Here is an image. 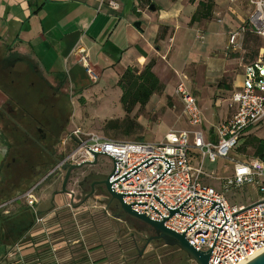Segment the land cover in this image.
Returning a JSON list of instances; mask_svg holds the SVG:
<instances>
[{
  "label": "crops",
  "instance_id": "0c3cea01",
  "mask_svg": "<svg viewBox=\"0 0 264 264\" xmlns=\"http://www.w3.org/2000/svg\"><path fill=\"white\" fill-rule=\"evenodd\" d=\"M201 1L0 0V76L11 85L16 84L12 76L17 70L26 71L24 74H43L47 80L53 79V83L55 79L63 78L70 97L87 101L111 88H118L120 78L128 68L143 71L153 63V71L165 87L167 100L182 108L176 88L185 82L203 113L204 122L198 130L207 141L216 142V128L236 113L233 96L242 89L245 69L251 65L246 62L249 46L244 47L245 39L242 50L226 52L229 36L245 27L255 8L251 0L234 3L215 0L212 19L191 24ZM112 2L117 3L119 9H113L110 6ZM137 23H141V29L135 28ZM200 32L205 35L204 41L198 39ZM79 48L87 50L90 66L98 76L97 83H93L84 70L77 54ZM35 85L29 84L31 87ZM118 90L122 98L123 93ZM36 92L38 99L50 94H44L40 83ZM70 97L69 101L72 100ZM7 102L10 103L9 95L0 82V107ZM162 102V98L155 95L145 108L163 106L165 103ZM172 108H167L162 118L171 126L170 131L177 128L176 131H182V122L188 123L184 108L181 116L175 112V107ZM263 123L248 131L243 138L264 140V137L260 138ZM13 132L17 134L6 132V125L0 120V155L5 152L0 169V205L3 200L15 199L23 192L19 188L21 179L17 178L10 184L7 178L10 168L5 166L11 161L16 164L22 161V154L30 155V178L33 179L30 187L34 179L40 180L55 165L54 159L40 147L26 145L21 132ZM44 147L50 149L49 145ZM255 159L259 158L237 160ZM194 161H198L196 156ZM230 172L232 177L234 165ZM59 182L60 179L56 178L52 186L46 183L36 191V211L22 204L11 207L8 215L0 214V245L9 244L7 251L16 243L14 240L19 239L23 245L17 251L27 261L57 264L56 260H60V264H90L86 244L73 248L67 244L80 223L65 221V204L60 203L67 200L60 194ZM74 201L75 197H72V206ZM111 206V213L121 215L118 219L121 228H127L122 219L123 212L119 211L116 202ZM73 209L76 210L75 207ZM37 218L44 219L47 224L37 223ZM98 250L106 252L103 247Z\"/></svg>",
  "mask_w": 264,
  "mask_h": 264
},
{
  "label": "built area",
  "instance_id": "2783aa9c",
  "mask_svg": "<svg viewBox=\"0 0 264 264\" xmlns=\"http://www.w3.org/2000/svg\"><path fill=\"white\" fill-rule=\"evenodd\" d=\"M237 0H231L232 3ZM255 10L245 27L229 36L227 53L242 50L248 28L264 39V0H251ZM113 9H119L112 2ZM205 40L204 33L198 35ZM81 64L93 83L98 82L89 55L79 48ZM264 63L246 67L244 84L233 96L236 113L216 128V142L207 141L198 130L203 113L185 82L178 84L191 130L171 131L160 144L111 140L75 127L61 141L62 158L48 175L21 196L0 205V214L25 204L36 211V191L50 178L63 172L64 165L94 162V154L113 164L112 190L124 196L133 211L154 222L166 221L165 227L185 235L198 252H211L210 264H249L264 253V160L239 161L232 153L243 136L264 122ZM198 161H194V158ZM220 160L234 165V175L224 182V191L252 187L260 199L250 206H232L224 193L203 183L212 178L205 162ZM172 212L175 213L171 217ZM37 223L44 219L37 218Z\"/></svg>",
  "mask_w": 264,
  "mask_h": 264
},
{
  "label": "rangeland",
  "instance_id": "374dc122",
  "mask_svg": "<svg viewBox=\"0 0 264 264\" xmlns=\"http://www.w3.org/2000/svg\"><path fill=\"white\" fill-rule=\"evenodd\" d=\"M247 44L249 48L247 50L246 62L249 65L259 61L264 63V40L259 36L253 35L249 38L245 36L244 47H247ZM24 72L26 71L17 70V72L14 73L12 77L16 82L15 85L9 84L5 78L0 76L2 87H4L8 93L9 102L11 103L7 102L5 106H3L4 108L6 105L11 107L21 106L35 113L39 110L36 92L38 84L40 83L42 85L44 83L42 79L46 78L43 74H35V76L30 73L24 74ZM22 77H24L23 80ZM47 81L53 85L56 90L59 85L62 86L59 92L65 96V104L62 102L61 107L64 106L62 107L64 109V114L67 113L68 117H70L66 131L62 135L59 144L54 149V152H57V157L60 160L62 158L61 155H63L60 143L66 134L75 127H81L85 131L99 134L111 140L160 144L165 141L167 134L171 132V126L162 118L165 110L175 107V112L179 114V116L182 114V106H178L174 101H168L165 93L158 95L165 103L163 106L159 105L155 108L152 106L148 108V110L146 108L140 110L136 109L127 117L121 102V93L118 88H111L107 93L103 92L97 96H92L87 101H79L75 96L74 98L70 97L69 89L63 78L55 79V83H53V79H48ZM30 83H35L36 87L29 86ZM68 97L72 100L69 101ZM52 102L51 104L54 103ZM180 128V130H191L188 123L186 124V121L182 122ZM176 130H178V128ZM263 137L264 123L262 125L260 138ZM241 141L239 143L240 147L232 157L234 159H244L245 157L253 158L254 148L247 145L250 138H243ZM56 166L57 163L49 169L48 173ZM232 168L233 164L228 161H218L215 164L206 161L204 170L207 175L212 178H205L203 183L206 186L212 187L217 192L224 193L232 206H250L256 203L260 199V196L258 191L252 187L248 186L239 190L224 191V182L231 177L230 170ZM91 171L100 176L108 177L113 172V164L100 157L95 167H85L83 170L73 173L68 190L73 193V197H76L73 205L76 210L73 209L74 207L71 204V195L65 194L67 201L65 202L63 199L60 203L62 205L65 204V221L68 223L74 220V222L80 223V226L78 228L76 227L71 238H69V242L67 243L69 247L73 248L81 245L84 247L86 244V250L90 252L88 257L90 259V264H131L135 261H138L137 264H194L182 261L183 256L176 248L162 246V243H153L148 247L144 256L140 257L136 249L138 246L137 244L141 247L143 246L142 236L145 234L151 235L150 228L141 221L124 213L122 214V219L127 225V228H125V226L121 228V224L118 222V219L115 218V216L120 217L121 215H117L114 212L111 213V211H113V207L111 206L112 201H106L107 203L103 201V203L101 196H96L84 203L85 193L79 189V183ZM7 173V178L9 182H11L10 184H13L17 178L22 180V182L19 183V188L26 189L24 194L48 175L47 173L42 178L40 177V180L38 178L34 179V184L30 187L29 183H32L33 179L30 178L29 180L31 181H29L28 178L32 173L24 169V164L22 162L17 161L16 164L13 163L10 169L7 170ZM65 176V172H59L57 176L50 178L46 183L52 186L56 178H59L60 182L58 189L62 191ZM9 201L10 200L7 202L5 201V203ZM44 224H47V222L44 221ZM100 237H103L104 242L103 239H99ZM14 242L16 243L7 251L6 246L9 244L4 246L0 245V255H2L0 264H42L41 262L27 261L26 258H22L17 250L22 247L23 243L21 241L19 242V239H17V241L14 240ZM103 244H105V246H103ZM102 247L106 249L105 253L98 250ZM67 255L65 257L66 259H68ZM56 261L58 262H56L57 264H60V260Z\"/></svg>",
  "mask_w": 264,
  "mask_h": 264
},
{
  "label": "flooded vegetation",
  "instance_id": "af4514ba",
  "mask_svg": "<svg viewBox=\"0 0 264 264\" xmlns=\"http://www.w3.org/2000/svg\"><path fill=\"white\" fill-rule=\"evenodd\" d=\"M42 80L44 82L42 84L44 94H51L46 96L44 95L42 97L39 96L38 112H30L21 106L11 107L6 105V107L4 108L5 104H3L4 106L0 107V120L6 125V132L10 134H15L16 132H13L14 130L21 132L24 138L23 142L26 145H35L37 147L49 145L50 147H56L59 144L62 135L66 131V127L68 126L70 117H68L67 113L64 114V109L62 108L64 106L61 107L62 102L65 104V96L63 94H60L59 92V90L62 89V86L59 85L57 87L58 89L56 90L55 87L51 85L47 80ZM51 102L53 104H51ZM26 154H22L21 157L23 159H21L22 161L20 162L24 164V169L27 172H30L32 166L30 160L31 158L30 155ZM53 158H58L57 152L55 153L53 151ZM38 161L42 162L44 160L39 159ZM12 162L13 161H11V163L7 164L5 167L10 168ZM43 164L45 163L43 162ZM29 179L30 176L28 180ZM104 180H106V176H100L92 171L81 180V182L79 183V189L83 193H85L84 203L95 198L96 196H105L102 187L98 185V183ZM104 190H106L105 187ZM22 191V194H24L26 189H22ZM103 201L107 203L106 201L108 200H102V202ZM150 232L151 235L145 234L144 236H142V247L137 244L138 246L136 247V249L140 257L144 256L148 247L153 243H162L160 241L153 240L150 242V244H148V242L155 237V233L153 232V230L150 229ZM176 249L179 251V253L182 254V261L189 262L187 255L180 251L178 248Z\"/></svg>",
  "mask_w": 264,
  "mask_h": 264
},
{
  "label": "water",
  "instance_id": "95a60500",
  "mask_svg": "<svg viewBox=\"0 0 264 264\" xmlns=\"http://www.w3.org/2000/svg\"><path fill=\"white\" fill-rule=\"evenodd\" d=\"M135 28L141 29V23H137L135 25ZM263 72H264V70H263ZM39 147L43 152L47 153L50 157L53 158V152L51 150L55 149L54 146H51L49 150H47L44 146H42V147L39 146ZM4 153L5 152H3V155H0V169H1V164H2V162H4L3 160L5 159ZM94 158H95L94 162H86V163H82L79 165H69L68 164V165L63 166L62 170H63V172L66 173V176H65L64 183L62 186V191L60 194H62V195L68 194V195H71L73 197V193H71L68 190V186H69V183H70V180H71L73 173L76 171H81L85 167H95L99 162L100 156L98 154H94ZM53 159H54L55 163H57V164L60 163V159H58V158H53ZM113 176H114V172H112L111 175L106 177V180L98 183V185H100L102 187V190L104 191L105 199H103V200L109 199L112 202H116L117 208L119 210H121L124 214L141 221L143 224H145L147 227H149L151 230H153V232L155 233V237L152 240H150L148 242V244H150V242L153 240L160 241V242H162V244L165 247L178 248L180 251H182L183 253H185L187 255V258H188L189 262H191V263H194V264H210L211 252L205 253V252L196 251L188 243L185 235H179V234L169 230L168 228H166L165 227L166 221H164L162 223L154 222L151 219L147 218L145 215H141V214L133 211L131 206L126 205L124 203V196L119 195L112 190L111 179ZM104 187L106 188V190H104ZM19 205H22V203H19ZM174 215H175V213L172 212L171 217H173ZM115 218L120 219L119 216H115ZM249 264H264V253L261 256H259L258 258H256L255 260H253L252 262H250Z\"/></svg>",
  "mask_w": 264,
  "mask_h": 264
},
{
  "label": "trees",
  "instance_id": "16d2710c",
  "mask_svg": "<svg viewBox=\"0 0 264 264\" xmlns=\"http://www.w3.org/2000/svg\"><path fill=\"white\" fill-rule=\"evenodd\" d=\"M197 0H191L192 3ZM216 7L215 0H203L199 4V9L194 15L191 24L200 23L204 20H211ZM257 36L255 32L248 28L246 37ZM255 64V63H253ZM252 64V65H253ZM154 64L151 63L143 71L136 68H128L118 83V88L122 91L121 99L126 116L129 117L137 107L144 109L151 102L155 95L163 94L165 87L153 71ZM247 145L254 148V157L264 160V140L251 139ZM13 197L2 201V204ZM135 261L131 264H137Z\"/></svg>",
  "mask_w": 264,
  "mask_h": 264
}]
</instances>
